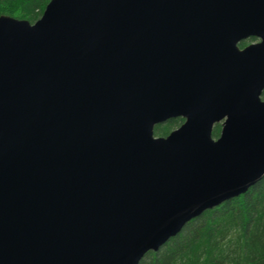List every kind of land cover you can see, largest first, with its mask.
Wrapping results in <instances>:
<instances>
[{"label":"water","instance_id":"1","mask_svg":"<svg viewBox=\"0 0 264 264\" xmlns=\"http://www.w3.org/2000/svg\"><path fill=\"white\" fill-rule=\"evenodd\" d=\"M263 89L264 0L0 15V264H138L264 176Z\"/></svg>","mask_w":264,"mask_h":264},{"label":"trees","instance_id":"2","mask_svg":"<svg viewBox=\"0 0 264 264\" xmlns=\"http://www.w3.org/2000/svg\"><path fill=\"white\" fill-rule=\"evenodd\" d=\"M48 1L0 0V15L33 23ZM246 44L242 41L240 47ZM183 121L177 116L158 123L154 135L166 136ZM220 129V123H215L214 138ZM138 264H264V176L244 193L190 219L158 250L148 251Z\"/></svg>","mask_w":264,"mask_h":264},{"label":"flooded vegetation","instance_id":"3","mask_svg":"<svg viewBox=\"0 0 264 264\" xmlns=\"http://www.w3.org/2000/svg\"><path fill=\"white\" fill-rule=\"evenodd\" d=\"M259 40H260L259 38H257V37H253V36H251V37H247V38L242 39V40H240V41L238 42V48L243 49L244 47L248 46L249 44L259 42ZM242 41H246L247 44H246L245 46H243V47H240V43H241ZM219 123H220V122H219ZM220 125H221V124H220Z\"/></svg>","mask_w":264,"mask_h":264},{"label":"bare ground","instance_id":"4","mask_svg":"<svg viewBox=\"0 0 264 264\" xmlns=\"http://www.w3.org/2000/svg\"><path fill=\"white\" fill-rule=\"evenodd\" d=\"M218 123V122H217Z\"/></svg>","mask_w":264,"mask_h":264}]
</instances>
